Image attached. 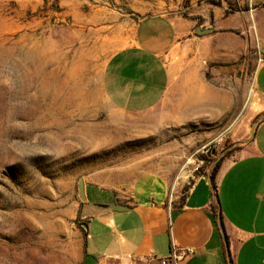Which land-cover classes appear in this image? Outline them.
I'll return each mask as SVG.
<instances>
[{"label": "rangeland", "instance_id": "374dc122", "mask_svg": "<svg viewBox=\"0 0 264 264\" xmlns=\"http://www.w3.org/2000/svg\"><path fill=\"white\" fill-rule=\"evenodd\" d=\"M238 3L0 0V264H81L79 180L122 203L174 206L217 162L215 177L245 154L253 65L238 78L228 69L240 63L221 60L218 40L203 47L193 32L175 48L171 87L148 113L116 111L101 89L105 60L143 17L210 28L219 9L222 18L247 10ZM238 34H223L232 54Z\"/></svg>", "mask_w": 264, "mask_h": 264}, {"label": "crops", "instance_id": "0c3cea01", "mask_svg": "<svg viewBox=\"0 0 264 264\" xmlns=\"http://www.w3.org/2000/svg\"><path fill=\"white\" fill-rule=\"evenodd\" d=\"M237 2L247 10L222 18L226 8L219 9L214 27L200 26L211 29L207 34H197L192 19L143 17L126 44L105 60L101 89L116 111L148 113L161 104L171 87L169 57L175 48L192 42L193 32L204 35L203 47L218 40L221 60L240 63L228 69L239 73L238 78L245 81L248 65H253L250 113L242 123L254 120L257 125L245 142L247 151L213 182L208 174L197 177L183 201L174 206L122 203L112 191L84 184L78 209L87 227L81 264H160L172 249L187 252L178 264H264V118L258 122L264 117V0ZM231 31L239 33L236 46L240 39L239 52L233 54L223 42V34ZM214 56L205 58L214 60ZM89 187L105 192V199L89 194Z\"/></svg>", "mask_w": 264, "mask_h": 264}, {"label": "built area", "instance_id": "2783aa9c", "mask_svg": "<svg viewBox=\"0 0 264 264\" xmlns=\"http://www.w3.org/2000/svg\"><path fill=\"white\" fill-rule=\"evenodd\" d=\"M186 254V251L172 249L170 255L167 258L160 260V264H178V262L181 261Z\"/></svg>", "mask_w": 264, "mask_h": 264}, {"label": "water", "instance_id": "95a60500", "mask_svg": "<svg viewBox=\"0 0 264 264\" xmlns=\"http://www.w3.org/2000/svg\"><path fill=\"white\" fill-rule=\"evenodd\" d=\"M210 32H211V29H206V30H200V29H197V30H196V33H197V34H207V33H210ZM263 118H264V117H261V118L258 120V122L261 121ZM256 125H257V123H253L252 128H251V130H252L251 135L253 134V129H254V127H255ZM78 192H79L80 200L83 201V200H84V183H83L82 180H79V182H78ZM82 227H83L84 231L87 229L86 226H85L84 224L82 225Z\"/></svg>", "mask_w": 264, "mask_h": 264}, {"label": "trees", "instance_id": "16d2710c", "mask_svg": "<svg viewBox=\"0 0 264 264\" xmlns=\"http://www.w3.org/2000/svg\"><path fill=\"white\" fill-rule=\"evenodd\" d=\"M213 4H215V6H218V3H213ZM185 18L190 19V18L187 17V16H185ZM219 166H220V161L217 162V163L214 165V167H213L211 173L209 174V178H210V180H211L212 182H213V180H214V177H215V175H216V172H217ZM214 216H216V207L214 208ZM83 234H84V236L86 235L85 231H83Z\"/></svg>", "mask_w": 264, "mask_h": 264}]
</instances>
